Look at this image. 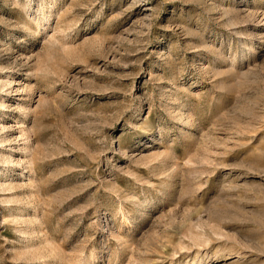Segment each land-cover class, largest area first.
Segmentation results:
<instances>
[{"label": "rangeland", "instance_id": "rangeland-1", "mask_svg": "<svg viewBox=\"0 0 264 264\" xmlns=\"http://www.w3.org/2000/svg\"><path fill=\"white\" fill-rule=\"evenodd\" d=\"M0 264H264V0H0Z\"/></svg>", "mask_w": 264, "mask_h": 264}]
</instances>
